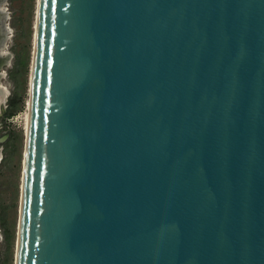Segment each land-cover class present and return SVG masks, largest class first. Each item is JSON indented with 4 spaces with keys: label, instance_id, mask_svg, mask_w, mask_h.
Here are the masks:
<instances>
[{
    "label": "water",
    "instance_id": "1",
    "mask_svg": "<svg viewBox=\"0 0 264 264\" xmlns=\"http://www.w3.org/2000/svg\"><path fill=\"white\" fill-rule=\"evenodd\" d=\"M15 264H264V0H37Z\"/></svg>",
    "mask_w": 264,
    "mask_h": 264
},
{
    "label": "rangeland",
    "instance_id": "2",
    "mask_svg": "<svg viewBox=\"0 0 264 264\" xmlns=\"http://www.w3.org/2000/svg\"><path fill=\"white\" fill-rule=\"evenodd\" d=\"M36 9L37 0H5L0 4V17L6 26L0 33L5 46L0 57V85L7 92L0 103V264H15L16 260ZM16 61L17 69L11 75ZM11 102L17 104L16 115L5 120ZM5 233L8 243L4 242Z\"/></svg>",
    "mask_w": 264,
    "mask_h": 264
},
{
    "label": "trees",
    "instance_id": "3",
    "mask_svg": "<svg viewBox=\"0 0 264 264\" xmlns=\"http://www.w3.org/2000/svg\"><path fill=\"white\" fill-rule=\"evenodd\" d=\"M17 65H18V63L16 61V63L14 64V67L10 73L11 75L15 74V71L17 69ZM16 106H17V104L13 103V102H11V104H9V106L7 107V110L4 113V119L5 120L12 119L16 115V111H17ZM1 226H2V228H4L3 223H1ZM8 241H9V236L7 233H5L4 242L8 243Z\"/></svg>",
    "mask_w": 264,
    "mask_h": 264
},
{
    "label": "bare ground",
    "instance_id": "4",
    "mask_svg": "<svg viewBox=\"0 0 264 264\" xmlns=\"http://www.w3.org/2000/svg\"><path fill=\"white\" fill-rule=\"evenodd\" d=\"M5 0H0V4L4 3ZM3 19L2 16L0 17V27H4L5 25L3 24ZM6 27V26H5ZM4 45L2 44L0 46V54L4 55L3 50H4ZM2 76V75H1ZM0 76V79H1ZM7 97V92L3 91L2 86L0 85V103L5 101V98ZM27 125H28V112L26 114V122H25V128L27 129Z\"/></svg>",
    "mask_w": 264,
    "mask_h": 264
}]
</instances>
